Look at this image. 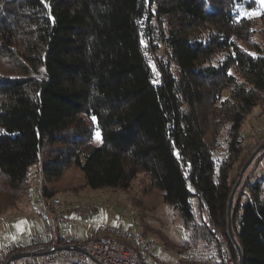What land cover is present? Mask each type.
Masks as SVG:
<instances>
[{
	"label": "trees",
	"instance_id": "obj_1",
	"mask_svg": "<svg viewBox=\"0 0 264 264\" xmlns=\"http://www.w3.org/2000/svg\"><path fill=\"white\" fill-rule=\"evenodd\" d=\"M245 9L258 2L0 0L5 184L28 192L39 164L48 180L78 166L93 188L129 190L143 173L194 240L213 239L207 220L234 261L264 264V175L252 183L250 166L236 190L250 194L234 196L231 214L241 257L228 235L230 194L253 150L241 128L264 106V8ZM205 260L226 264L220 248Z\"/></svg>",
	"mask_w": 264,
	"mask_h": 264
},
{
	"label": "rangeland",
	"instance_id": "obj_2",
	"mask_svg": "<svg viewBox=\"0 0 264 264\" xmlns=\"http://www.w3.org/2000/svg\"><path fill=\"white\" fill-rule=\"evenodd\" d=\"M256 1L259 9H245L242 14L256 16L250 14L253 12L260 13V10L264 8V3L262 0ZM154 56H156L155 53L152 60H156ZM97 133H99V139H97ZM241 133L244 137V144L250 150L253 148L252 154L261 145L260 142L264 140V106L255 108L252 116L242 126ZM102 141L101 130L96 128L93 144L100 145ZM257 142L258 144L254 146ZM263 171L264 157L253 161L246 177L249 176L252 183L260 179L263 180L262 176L261 178L257 177V172L263 173ZM4 176L0 172V248L16 244L24 240L30 233L39 230V228L43 229V226L38 225L34 219L38 208L35 202L36 186L39 180L38 166L32 165L28 172V192H22L17 196L11 186L5 184ZM148 182L149 180L145 175L139 173L129 190L116 189L110 186L93 188L86 185L84 173L80 167L72 165L66 168L61 176L55 177L53 180L45 178L44 184L46 188L53 191L54 195L62 198L67 210L70 205L72 208L77 206L79 208L82 203L94 202L101 206L100 212L91 216L77 214L79 220L74 219L73 221L76 225V232L80 236L97 233V237L98 230L105 225H123L126 228L131 227L155 241L152 251L157 255V258L152 260L160 263H172L178 260L181 262L199 261L203 264L205 259L215 254L216 245H210L202 239L194 240L191 228L186 227L179 211L166 201L162 191L146 189ZM250 189L251 186L248 185L245 186L244 194H241L240 189L236 191L235 202L239 196L244 201L247 194H250ZM110 205L114 207L112 212L107 211ZM194 207L199 216V205L196 199H194ZM114 215L118 217V220L113 219ZM206 222L208 229H210V222L207 220ZM75 225H72L73 229ZM195 237L197 238V236ZM19 254L24 253H18L14 256ZM89 264L97 263L90 258Z\"/></svg>",
	"mask_w": 264,
	"mask_h": 264
},
{
	"label": "built area",
	"instance_id": "obj_3",
	"mask_svg": "<svg viewBox=\"0 0 264 264\" xmlns=\"http://www.w3.org/2000/svg\"><path fill=\"white\" fill-rule=\"evenodd\" d=\"M263 175L264 171L263 173L257 172L258 178ZM38 179L35 193V202L38 208L34 219L43 226V229L36 230L16 244L0 248V264H7L18 253L34 254L54 250L59 246H79L84 251H56L40 256L11 260L8 264H89V255L103 264H159V262L150 259L148 255V250L154 246L155 241L133 228H126L123 225H105L98 230V236L92 240H73L64 244L60 238L59 228L60 224L66 221L67 206L61 197L46 193L42 164L38 165ZM96 205L94 202L82 203L79 205V209L88 211L95 208ZM210 223L213 239L209 241V244L220 248L226 264H238V260L234 261L230 252L227 236Z\"/></svg>",
	"mask_w": 264,
	"mask_h": 264
},
{
	"label": "crops",
	"instance_id": "obj_4",
	"mask_svg": "<svg viewBox=\"0 0 264 264\" xmlns=\"http://www.w3.org/2000/svg\"><path fill=\"white\" fill-rule=\"evenodd\" d=\"M258 142L256 144H254V146H256L258 144ZM111 206L112 205H110L108 207V209H107L108 212L114 211V207L113 206L111 207ZM100 209H101V206L100 205H97V207H95L93 209H90L88 211H83V210L79 209L78 206L75 207V208H72V205H70V207L68 208V210H66V212H65L66 221L60 224L59 233H60L61 241L64 244H67L68 241H71L72 242L73 240H77V241H89V240L94 239L96 237V234L97 233L95 235H85V236L81 235L80 236L76 232V225H75V223H74L73 220L74 219L79 220L78 219L79 216L77 214H79L80 216H82V214H85L86 216H88V215L91 216L94 213H99L100 212ZM74 216H77V218H74ZM113 219L114 220H118V217H116V215H114ZM72 225H75L74 226V229L72 228ZM39 229H41V228H39ZM80 238H82V239H80ZM152 249L153 248H151L150 250H148V255H149L150 259H156L157 258V255H155V253H153Z\"/></svg>",
	"mask_w": 264,
	"mask_h": 264
},
{
	"label": "water",
	"instance_id": "obj_5",
	"mask_svg": "<svg viewBox=\"0 0 264 264\" xmlns=\"http://www.w3.org/2000/svg\"><path fill=\"white\" fill-rule=\"evenodd\" d=\"M264 148V143L261 144L260 146H258L253 153L250 155V157L248 158V160L246 161V163L244 164V166L242 167L241 171H240V175H239V179L237 181V183L235 184V186L232 189V192L230 194V199H229V205H228V218H229V224H228V235L229 238L231 239L232 243L234 244L235 248L238 251L239 256L241 257L242 255V250L241 247L239 245V243L237 242L235 235H234V231L232 228V222H231V214H232V205H233V199L236 193V190L238 188V186L240 185L243 175L245 173V171L248 169V167L251 165V163L253 162V160L255 159L257 153ZM62 250H78V251H84L81 247L76 246V247H72V246H59L56 247L54 250H49V251H44V252H37L34 254H29V253H24V254H19L17 256H14L13 258H11L7 264L13 260V259H19L22 257H29V256H40V255H44L46 253H51V252H56V251H62ZM89 255V254H88ZM89 257L95 261L97 264H103L102 262L98 261L96 258L92 257L89 255Z\"/></svg>",
	"mask_w": 264,
	"mask_h": 264
},
{
	"label": "snow or ice",
	"instance_id": "obj_6",
	"mask_svg": "<svg viewBox=\"0 0 264 264\" xmlns=\"http://www.w3.org/2000/svg\"><path fill=\"white\" fill-rule=\"evenodd\" d=\"M262 3H264V0H262ZM258 14H259L258 12H253L250 15H258ZM92 119L95 121V117H93ZM0 131H2V130H0ZM97 139H99V133H97Z\"/></svg>",
	"mask_w": 264,
	"mask_h": 264
}]
</instances>
